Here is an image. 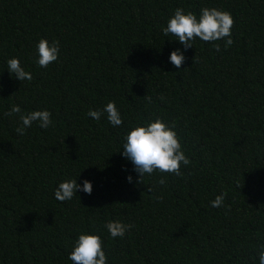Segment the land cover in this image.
Masks as SVG:
<instances>
[{"label": "trees", "instance_id": "trees-1", "mask_svg": "<svg viewBox=\"0 0 264 264\" xmlns=\"http://www.w3.org/2000/svg\"><path fill=\"white\" fill-rule=\"evenodd\" d=\"M178 7L230 12L232 45L197 38L185 48L165 36ZM41 38L60 46L47 67L35 63ZM175 48L185 55L178 69L168 60ZM14 56L30 81L8 72ZM110 100L119 127L87 116ZM13 104L46 108L54 124L19 135V114L6 115ZM157 117L174 123L190 164L138 182L122 141ZM66 178L93 190L58 201ZM220 193L223 205L211 207ZM117 219L132 225L122 238L105 228ZM85 230L100 234L109 264H259L264 0H0V264H72Z\"/></svg>", "mask_w": 264, "mask_h": 264}, {"label": "clouds", "instance_id": "clouds-1", "mask_svg": "<svg viewBox=\"0 0 264 264\" xmlns=\"http://www.w3.org/2000/svg\"><path fill=\"white\" fill-rule=\"evenodd\" d=\"M234 19L230 12L216 7H202L199 13L185 11L183 8H176L169 17L167 24L162 28L165 36L176 37V41L183 44L185 48L192 46L194 39L204 42L223 41L224 47L232 45V26ZM217 51H220V44H214ZM35 63L40 67H47L50 63L57 61L60 54L58 41H49L41 38L35 46ZM169 62L180 68L185 60L184 51L180 48L173 49L168 57ZM6 68L11 76L20 81H30L32 73L25 69L19 57H10L6 60ZM19 114V125L16 132L24 135L26 130L33 123L40 128L47 129L54 124L51 111L44 109H33L28 112L21 110L20 105L13 104L7 110L6 115ZM87 116L99 121L105 117L110 125L119 127L123 124V116L115 101L107 102L103 108L89 109ZM123 149L121 155L133 165V171L137 173L138 182L145 174L151 175L154 171L161 173H172L180 176L181 166L190 164L182 146L181 138L178 135L175 125L160 117L149 120L142 124L130 126L122 141ZM131 183L133 177L127 176ZM165 182L161 178L160 183ZM78 190L91 193L93 182L84 179L83 183L77 182V178H66L58 183L54 189V198L58 201H70L77 194ZM224 203V194L220 193L210 201V206L218 208ZM131 224L121 220H108L105 224L108 234L112 238L124 237ZM259 264H264V244L257 249ZM72 264H109L108 256L103 247V240L99 233L82 231L75 238L72 249L68 254Z\"/></svg>", "mask_w": 264, "mask_h": 264}]
</instances>
